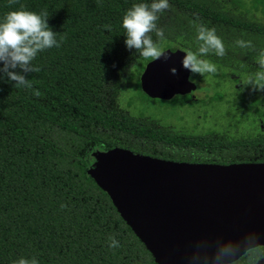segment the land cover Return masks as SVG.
Listing matches in <instances>:
<instances>
[{
    "label": "trees",
    "instance_id": "obj_1",
    "mask_svg": "<svg viewBox=\"0 0 264 264\" xmlns=\"http://www.w3.org/2000/svg\"><path fill=\"white\" fill-rule=\"evenodd\" d=\"M141 2L151 0H0V22L21 8L47 12L59 44L35 57L38 72L23 73L31 87L0 72V264H157L87 175L91 142L173 161H264V8L242 0H168L157 21L164 35L151 34L161 50L197 53L192 21L216 29L225 55L200 57L216 72L200 74L206 83L199 86L215 88L210 99L224 101L238 125L255 126V133L228 136L221 126L204 134L159 126L119 107L123 88L152 59L124 44L122 18ZM224 80L240 84L226 95L219 91ZM136 85L140 90L137 77ZM261 252L254 247L228 264H252Z\"/></svg>",
    "mask_w": 264,
    "mask_h": 264
},
{
    "label": "water",
    "instance_id": "obj_2",
    "mask_svg": "<svg viewBox=\"0 0 264 264\" xmlns=\"http://www.w3.org/2000/svg\"><path fill=\"white\" fill-rule=\"evenodd\" d=\"M162 52L144 64L141 91L162 100L193 92L181 63L186 53ZM91 156L87 175L155 263L228 264L264 245V161H173L117 146Z\"/></svg>",
    "mask_w": 264,
    "mask_h": 264
},
{
    "label": "clouds",
    "instance_id": "obj_3",
    "mask_svg": "<svg viewBox=\"0 0 264 264\" xmlns=\"http://www.w3.org/2000/svg\"><path fill=\"white\" fill-rule=\"evenodd\" d=\"M15 2L16 0H10V3ZM169 7L168 0L133 4L122 18L125 47L129 50H137L145 58L159 59L164 55L154 43L151 34L155 33L156 36L163 37V30L157 27V21L159 14ZM48 18L47 12L37 14L21 8L8 12L0 22V65H2L0 72L6 74L9 80L16 82V86L31 87V83L26 80L23 73L38 72L39 68L32 64L38 53L54 46L59 47L56 32L48 24ZM197 20H193L192 23L196 29L199 49L197 53L188 51L182 59V66L194 74L215 73V65L200 57L210 52L220 57L224 56V44L216 35L215 28H209L203 23H198ZM236 43L240 47L251 46L250 41L237 40ZM259 63L264 67V56ZM34 95L39 96L40 92L37 90ZM110 239L112 240L110 246L117 247L116 241ZM18 264H29V261L21 259ZM31 264L36 262L32 261Z\"/></svg>",
    "mask_w": 264,
    "mask_h": 264
},
{
    "label": "rangeland",
    "instance_id": "obj_4",
    "mask_svg": "<svg viewBox=\"0 0 264 264\" xmlns=\"http://www.w3.org/2000/svg\"><path fill=\"white\" fill-rule=\"evenodd\" d=\"M248 6L252 4L256 10L264 8V2L260 3L257 0H242ZM140 73V72H139ZM136 77L138 80L139 74L133 77L127 84L125 89L123 88L120 96H118L119 107L133 113L143 114V117L150 119L154 124L164 126L168 128L192 131L195 133H205L209 129H218V126L223 127L218 131L224 130L228 136L231 135H244L245 133H255L254 125H238L241 123L238 121L239 116L235 117L230 109L224 107L225 103L217 102L210 99L213 95L215 88L208 89L206 86H199L205 84L203 77L198 78L196 87L193 91L192 98L195 99V103L190 106L182 104L180 96L176 95L168 100H160L144 97L136 85ZM236 75L232 74L229 78H235ZM226 77L225 79H228ZM232 80V79H230ZM199 84V85H198ZM240 81H235L229 84L228 81L222 82V87L219 91L229 92L232 88L237 87ZM181 100V102L179 101ZM226 127V128H224ZM101 148V144L91 142L88 144L86 151L89 153V163L92 162L91 152Z\"/></svg>",
    "mask_w": 264,
    "mask_h": 264
},
{
    "label": "flooded vegetation",
    "instance_id": "obj_5",
    "mask_svg": "<svg viewBox=\"0 0 264 264\" xmlns=\"http://www.w3.org/2000/svg\"><path fill=\"white\" fill-rule=\"evenodd\" d=\"M196 76H194V77H190V71H189V74H188V79L191 81V82H193L194 83V85H195V87H196V83H198V82H196L197 80H198V78H200V77H203V76H201L200 74H195ZM200 76V77H199ZM199 85V84H198ZM141 90V89H140ZM194 91V90H193ZM143 93V92H142ZM144 94V93H143ZM176 95H178V96H184V95H188L190 98H192V96L194 95V93L193 92H191V93H186V94H181V95H179V94H176ZM176 95H174V96H176ZM174 96H172V97H174ZM171 97V98H172ZM148 98H150V97H148ZM153 99H156V98H153ZM160 100H162V99H160ZM168 100V99H167ZM261 247H264V245H260ZM255 247H259V246H255ZM254 248V247H253ZM250 249H252V248H250ZM249 250V249H248ZM262 256H264V252H261L260 253V255L254 260V262L257 260V259H259L260 257H262ZM253 262V263H254ZM252 263V264H253Z\"/></svg>",
    "mask_w": 264,
    "mask_h": 264
}]
</instances>
